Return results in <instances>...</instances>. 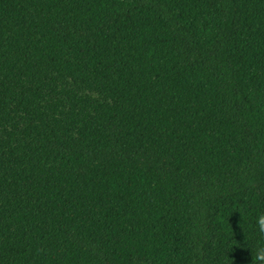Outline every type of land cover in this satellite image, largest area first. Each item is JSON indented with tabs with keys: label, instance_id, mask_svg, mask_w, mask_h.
<instances>
[{
	"label": "trees",
	"instance_id": "trees-1",
	"mask_svg": "<svg viewBox=\"0 0 264 264\" xmlns=\"http://www.w3.org/2000/svg\"><path fill=\"white\" fill-rule=\"evenodd\" d=\"M260 214L264 0H0V264H252Z\"/></svg>",
	"mask_w": 264,
	"mask_h": 264
},
{
	"label": "clouds",
	"instance_id": "clouds-1",
	"mask_svg": "<svg viewBox=\"0 0 264 264\" xmlns=\"http://www.w3.org/2000/svg\"><path fill=\"white\" fill-rule=\"evenodd\" d=\"M256 225L258 231L264 234V214L257 217ZM252 264H264V246H260L252 251Z\"/></svg>",
	"mask_w": 264,
	"mask_h": 264
}]
</instances>
